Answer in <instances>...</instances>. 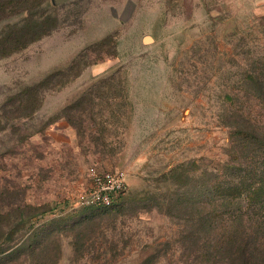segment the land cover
I'll list each match as a JSON object with an SVG mask.
<instances>
[{
	"label": "rangeland",
	"instance_id": "obj_1",
	"mask_svg": "<svg viewBox=\"0 0 264 264\" xmlns=\"http://www.w3.org/2000/svg\"><path fill=\"white\" fill-rule=\"evenodd\" d=\"M34 13L56 28L0 58V264H206L176 215L236 163L242 119L264 136L247 92L264 91V0H47ZM73 63L29 114L23 89ZM90 169L124 173L112 207L78 206Z\"/></svg>",
	"mask_w": 264,
	"mask_h": 264
},
{
	"label": "trees",
	"instance_id": "obj_2",
	"mask_svg": "<svg viewBox=\"0 0 264 264\" xmlns=\"http://www.w3.org/2000/svg\"><path fill=\"white\" fill-rule=\"evenodd\" d=\"M44 1L47 0H0V21L14 14H24L19 23L1 30L0 58L23 50L56 28V16L34 13ZM74 67L75 63L23 89L29 114L39 107L40 92L48 83ZM247 92L258 104L264 103V91L250 89ZM230 136L231 156L236 163H227L224 170L210 174L205 183L199 184L198 191L189 198V212L177 214L176 220L181 222L186 218L184 230L194 244L202 240L205 248L200 258L206 264H264V203L253 202L255 193L264 191V136L259 137L258 130L243 119ZM1 218L0 214V222ZM41 229L30 236L39 238ZM27 247L35 252L31 244ZM5 251L1 249L0 253ZM13 251L4 256L17 253Z\"/></svg>",
	"mask_w": 264,
	"mask_h": 264
},
{
	"label": "built area",
	"instance_id": "obj_3",
	"mask_svg": "<svg viewBox=\"0 0 264 264\" xmlns=\"http://www.w3.org/2000/svg\"><path fill=\"white\" fill-rule=\"evenodd\" d=\"M124 173L119 170L96 171L90 169L88 180L78 197V206L111 207L113 201L126 191Z\"/></svg>",
	"mask_w": 264,
	"mask_h": 264
},
{
	"label": "water",
	"instance_id": "obj_4",
	"mask_svg": "<svg viewBox=\"0 0 264 264\" xmlns=\"http://www.w3.org/2000/svg\"><path fill=\"white\" fill-rule=\"evenodd\" d=\"M145 41H147V40H145Z\"/></svg>",
	"mask_w": 264,
	"mask_h": 264
},
{
	"label": "bare ground",
	"instance_id": "obj_5",
	"mask_svg": "<svg viewBox=\"0 0 264 264\" xmlns=\"http://www.w3.org/2000/svg\"><path fill=\"white\" fill-rule=\"evenodd\" d=\"M147 39V38H146Z\"/></svg>",
	"mask_w": 264,
	"mask_h": 264
}]
</instances>
